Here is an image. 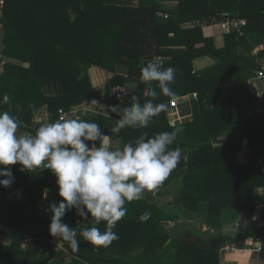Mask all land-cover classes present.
<instances>
[{
  "label": "trees",
  "instance_id": "obj_1",
  "mask_svg": "<svg viewBox=\"0 0 264 264\" xmlns=\"http://www.w3.org/2000/svg\"><path fill=\"white\" fill-rule=\"evenodd\" d=\"M161 1L141 0L139 6H121L103 4L101 0H4L1 23L6 31L2 51L10 57L28 59V76L33 73L39 84L62 80L65 93L57 99L43 97L42 101L52 103L55 100L59 106L65 105L66 108L94 93L86 76L89 66L97 64L112 69L111 64L116 62L128 65V74L136 82V88L121 100L112 99L111 106L130 105L134 102L132 93L137 95L141 104L145 103L152 98L144 95L149 85L140 80L144 66L142 58L168 54L170 58L164 61V66L176 69L175 80L171 84L175 96L191 92L198 95L192 102L191 122L170 126L166 110L174 96L163 94L158 95L155 103H164L166 108L153 117L147 127H126L119 132L121 134H116L111 133L112 121L83 118L95 120L102 132H109L111 136L121 135L124 143L144 134L151 137L162 131L180 129L171 147H180L187 159H182L169 177L177 171L184 173L182 203L194 210L199 202L208 201L209 219L233 202H239L243 210L252 213L256 200L264 202V197L255 194L256 187L264 186V174L256 170L258 159L264 161V115L249 114L244 119L247 129L238 137L228 136L218 146H212L211 141L216 140L229 124L219 118V112L239 100L233 90L246 87V80L261 65L255 58L264 56V46L248 58L252 59L251 66L246 62H234L238 55L233 47H238L247 39L254 46L264 45V0H176L177 5L173 9L165 8ZM159 12L167 13V17L160 16ZM226 17L245 19L246 25L242 34L227 32L225 46L220 49L214 46L211 38L203 36L200 25L181 27L188 21L199 20L210 25ZM204 55L215 57V63L194 70L193 60ZM8 65L5 64L6 70ZM12 66L15 69L11 89L15 86L13 92L17 94L18 78L24 72L22 67ZM220 75L227 77L224 80ZM151 87L159 93L156 82H151ZM248 97L253 104L251 94ZM16 99H9L8 103L0 99V111H9L21 121L22 126L28 127L29 118L24 119L18 112ZM57 108L56 105L55 109H50V119L59 120ZM242 149L248 153L245 164L237 161V153ZM28 209V203L17 205L5 197L0 201V210L23 216L24 220L17 223L20 237L25 235L28 222H38L47 225L44 227L48 231L40 234L45 240L55 238L67 249H72L68 242L50 235V221L35 216L31 211L28 213ZM151 211H146L150 213L148 219H136L134 226L129 227V232L133 233L132 243L135 240L139 242L140 233L153 220ZM64 223L68 224V221ZM0 232L9 233L1 225ZM262 232L264 225L249 235ZM155 237L157 240L143 243L139 256H129L132 259H128V262L131 261L129 264H218V249L227 241L239 239L222 235H209L206 240L193 239L185 233L176 235L166 245V234ZM40 243L37 242L38 246ZM169 246H174L170 255ZM13 257L9 247L0 245V264H18L16 259L12 260Z\"/></svg>",
  "mask_w": 264,
  "mask_h": 264
},
{
  "label": "crops",
  "instance_id": "obj_2",
  "mask_svg": "<svg viewBox=\"0 0 264 264\" xmlns=\"http://www.w3.org/2000/svg\"><path fill=\"white\" fill-rule=\"evenodd\" d=\"M103 4H114L121 6H139L141 0H101ZM162 6L167 9H173L177 5L176 0H162ZM193 25H200L204 37L211 38L214 46L217 49L225 46L226 40L224 33L219 30L216 23L206 25L201 21H188L181 24V27H190ZM5 28L0 25V58L3 60V71L0 72V99L7 95L10 100L16 99V106L18 112L23 115L24 119L29 118L28 127L20 126V131H31L38 126L40 122L50 117V109L57 111L62 109L65 113L64 119L74 118L77 116L88 117L90 119H101L115 122V113H108L109 119L103 116V108L107 110L114 99L111 96V91L117 86H126L130 83H135L134 79L128 74V65L122 62L111 64L112 69L104 65L93 64L86 69V76L93 89L92 96L72 104L69 108L65 105L59 106L58 103H50L49 101H42L43 97L58 98L66 91L64 82L60 79L48 81L39 84L37 78L30 73L28 76V59H19L10 57L3 53ZM171 35V33L169 34ZM263 44L254 46L250 39L244 40L238 47H233V51L237 53L235 58L236 64L246 62L251 66L252 59H248L256 55L260 49H263ZM164 61L168 60V54H158ZM151 60V57H144L142 61L144 65ZM256 62H264V56L255 58ZM216 59L213 56L204 55L193 60V69L201 70L212 66ZM9 63L8 70L5 64ZM17 65L22 67L24 75L18 78V93L15 94L11 89V83L14 78V69ZM221 79H226L227 75H220ZM219 76V77H220ZM13 77V78H12ZM29 78V79H28ZM29 82V85H28ZM111 82H116L110 85ZM246 84V83H245ZM264 84V79H263ZM247 87V85H246ZM241 86L233 90V94L239 98L229 108L223 109L219 112V118L225 119L229 122L226 130L221 133L224 141L228 136L238 137L246 129L245 118L253 113V104L249 99L248 87ZM136 88V87H135ZM135 88L128 89L134 91ZM191 92L184 95L174 96L173 98L185 97L184 100H179L176 108H167L166 116L168 122L170 119H177L174 125L176 126L191 122L193 120L192 102L198 98L193 96ZM96 100L101 106L98 111L101 115L89 111L86 116L83 115V108L85 103H90ZM211 108V106L209 107ZM58 115V112H57ZM110 135L109 132H103ZM121 134V133H119ZM111 136V135H110ZM113 146H117L123 142L121 135L113 136ZM189 138V137H187ZM212 146H218L221 142L216 140L211 141ZM264 150V142L262 144ZM237 161L240 164H245L248 161V153L242 149L237 153ZM258 170L264 174V161L262 158L258 159ZM11 169L14 182L7 188L0 187V201L6 198L8 201L17 205H25L28 203L31 211L35 216L50 221L51 213L47 211V207L52 202H59L61 199L58 196V188L55 177L47 169H36L33 172L21 171L19 164L7 166ZM183 177L184 173L177 171L173 176L166 178L157 189L147 191L139 200L126 202V215L116 223L113 231L117 234L118 239L114 240L109 246H95L83 241L79 235L77 239L80 240L79 250L67 249L61 242L55 238L45 240L40 234L46 233L41 223L28 222L25 229V235L20 237L17 234V223L24 220L23 216L15 212H8V210H0V225L4 229H8L9 233L0 232V245L10 248L11 254L14 255L12 260L16 259L18 264H129L130 257H137L143 251V243L145 241L157 240L159 234L163 233L168 236L166 245L173 241L176 235L188 233L193 236V239H204L209 235H222L230 238H238L236 240L227 241L217 251L218 264H264V232L258 235H249L251 231L262 227L264 225V202L261 200L255 201L254 210L249 213L243 210L239 202H233L221 210V212L209 219V202L201 201L197 204L196 209L191 210L182 203L183 192ZM4 179V177H0ZM19 189L20 194L12 191ZM255 194L259 197H264V186L255 188ZM152 210L151 223L140 234L139 242L132 243L131 236L133 233L129 232L131 226L141 220L146 211ZM157 217V219H155ZM137 219V220H136ZM157 220V222H155ZM68 221L69 226L78 229L79 231L85 227L92 226V218L84 220L79 217L74 209L69 211L67 215L62 218V222ZM101 231L105 230V223L101 222L96 225ZM134 237V236H133ZM52 240L61 243V247H56ZM37 242H41L38 246ZM140 243V244H138ZM260 244L261 250L255 249ZM174 251V246L168 248V255ZM89 258V259H87ZM132 260V259H131ZM15 261V260H14ZM128 262V263H127ZM16 263V262H15ZM17 264V263H16Z\"/></svg>",
  "mask_w": 264,
  "mask_h": 264
},
{
  "label": "clouds",
  "instance_id": "obj_3",
  "mask_svg": "<svg viewBox=\"0 0 264 264\" xmlns=\"http://www.w3.org/2000/svg\"><path fill=\"white\" fill-rule=\"evenodd\" d=\"M176 69L164 66L159 59L149 60L142 68L140 80L149 86L144 95L151 97L141 104L138 99L128 106L103 108V116L115 113L111 133L118 134L126 127L143 128L151 119L164 111V103H155L158 95L175 96L171 84ZM151 82H156L159 93ZM135 83L127 85L135 88ZM3 97V103L9 102ZM83 115L91 110L96 115L101 104L96 100L85 103ZM21 121L9 111H0V187H9L14 182L7 166L19 164L21 171L33 172L47 169L55 177L59 202L48 205L51 213L49 233L58 240L66 241L74 251L79 250L80 240L95 246H109L118 239L113 231L115 225L127 213L126 202L139 200L147 191H152L169 177L182 159L187 156L180 147H171L180 129L162 131L148 137L141 135L132 142L113 146V138L104 134L95 120L77 116L64 120L45 119L31 131H20ZM91 142V143H89ZM72 209L88 220L92 226L78 233L75 228L62 222ZM145 213L141 219H148ZM104 222L101 231L96 225Z\"/></svg>",
  "mask_w": 264,
  "mask_h": 264
},
{
  "label": "built area",
  "instance_id": "obj_4",
  "mask_svg": "<svg viewBox=\"0 0 264 264\" xmlns=\"http://www.w3.org/2000/svg\"><path fill=\"white\" fill-rule=\"evenodd\" d=\"M3 7H4V0H0V25H1V18L3 16ZM160 16L167 17V13L164 12H159L158 13ZM218 26L219 30L227 33L230 31H235L238 34L243 33V28L246 25V20L245 19H240L238 17H226L223 21H220L219 23H216ZM152 59H159L164 62V59L160 55H152ZM3 71V60L0 58V72ZM263 79H264V62H261V65L259 69H257L254 72V75L251 76L246 80V85L248 87L249 93L251 94L253 98V113L259 114V115H264V84H263ZM146 90H144L145 93ZM130 91H128V88L124 85L122 86H117L112 89L111 91V96L116 99V100H121L123 99ZM193 96H196V93H193ZM131 98H136L138 99L137 95L132 93ZM185 97H180V98H172L169 101V108H176L179 100H184ZM58 117L59 120H64V111L62 109H59L58 111ZM119 116L115 117V120H118ZM177 119H170L169 124L174 125L176 123ZM91 143V142H89ZM7 188V187H4ZM13 193L20 194V190L16 189L12 191ZM74 212L76 213V210L74 209ZM52 242L55 244L56 247H61V243L57 242L56 240H52ZM261 245L258 244L255 249L258 251L261 250Z\"/></svg>",
  "mask_w": 264,
  "mask_h": 264
},
{
  "label": "water",
  "instance_id": "obj_5",
  "mask_svg": "<svg viewBox=\"0 0 264 264\" xmlns=\"http://www.w3.org/2000/svg\"><path fill=\"white\" fill-rule=\"evenodd\" d=\"M216 141H217V142H223V141H224L223 135H219V136L216 138Z\"/></svg>",
  "mask_w": 264,
  "mask_h": 264
}]
</instances>
